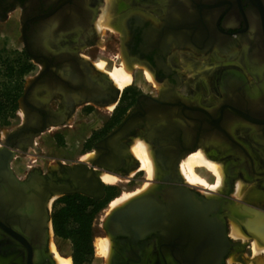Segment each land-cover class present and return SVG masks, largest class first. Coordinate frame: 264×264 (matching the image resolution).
<instances>
[{
  "label": "flooded vegetation",
  "instance_id": "af4514ba",
  "mask_svg": "<svg viewBox=\"0 0 264 264\" xmlns=\"http://www.w3.org/2000/svg\"><path fill=\"white\" fill-rule=\"evenodd\" d=\"M104 5L109 26L98 31ZM10 17L20 43L11 54L30 69L17 100L26 115L8 147L14 157L36 156L15 169L12 159L0 184V264H56L52 209L63 196L101 201L91 230L110 242L103 264H228L232 252L252 251L255 235L234 238L230 224L246 231L254 219L264 235L263 0H0V23ZM92 47L109 50L104 67L124 59L132 80L118 87ZM99 110L101 121L76 134ZM46 132L82 142L75 153L45 157L36 139ZM137 140L153 159L152 177L131 151ZM197 150L220 164L218 189L180 173ZM194 171L209 179L205 168Z\"/></svg>",
  "mask_w": 264,
  "mask_h": 264
},
{
  "label": "trees",
  "instance_id": "16d2710c",
  "mask_svg": "<svg viewBox=\"0 0 264 264\" xmlns=\"http://www.w3.org/2000/svg\"><path fill=\"white\" fill-rule=\"evenodd\" d=\"M24 57L12 56L0 48V124L9 125L18 110L24 75L29 71ZM101 206L99 200H82L75 196L58 198L52 209V225L57 237L70 241L73 264H88L94 254L92 219Z\"/></svg>",
  "mask_w": 264,
  "mask_h": 264
},
{
  "label": "rangeland",
  "instance_id": "374dc122",
  "mask_svg": "<svg viewBox=\"0 0 264 264\" xmlns=\"http://www.w3.org/2000/svg\"><path fill=\"white\" fill-rule=\"evenodd\" d=\"M104 6L102 7V11L100 12L98 19L101 18ZM107 17L108 16L106 13V18ZM108 22H109V20H108ZM16 34L17 33L15 31V20L12 17H10L6 22L0 23V47H5L9 51L15 49L16 47H20V43L16 39ZM100 46H107V44L106 43H100ZM88 53L90 54L91 59L93 61H98L99 59H100V61L101 60L105 61L106 59L104 57H107L109 50L102 51L97 47H92V48H90ZM119 62H121V64H117L115 62V63H112V65L107 66V67L105 65L104 69L110 71L114 67H119V66L124 65L128 69L129 72H132L135 70L133 68H129L128 64L124 61V59L120 60ZM144 71H148V70L145 69ZM140 79H141V76H139V80ZM131 80H132V78H131ZM101 115H104L103 110H99V111H97L96 114H92L90 116L85 117L84 121H82V126L79 127V130L76 134L85 132V125L88 122L95 123V124L99 123L101 121V118H102ZM22 118H23V111L20 108L16 111V114H15L13 120L11 121V123L9 125L4 126V125L0 124V145H3V146L5 145V143H4L5 133L14 130L15 127L21 122ZM49 134H50V132H46L45 134L41 135L40 138L36 139L37 145L41 146V154L40 155H43L45 157H48V156L54 157L57 155H62V154H66V153L69 154V153H73V152L75 153L78 150L79 143L82 142V140L80 138H77V136L75 134L70 135L69 138H67V139L66 138L64 139V137H63V140H61V138L58 137L59 139H57L56 141L51 139ZM65 140L67 141V143L64 142ZM35 156L36 155L30 149L24 150L22 152V156L19 155V152H16V156L12 158L13 161H12L11 165L14 167V169L17 168L16 164L17 165L24 164V166H25V164L28 163V160L31 159L32 157H35ZM215 162H217V161H215ZM198 166H201V165H198ZM201 167L205 168L203 166H201ZM203 180L206 181V184L209 183V187L212 190L218 189V186H216V184H217L216 178L211 172L209 175V179H203ZM206 184H204V185H206ZM220 185H221V183H220ZM212 186H213V188H212ZM214 186H216V187H214ZM231 224H230V229H231ZM53 237H55L57 239V243H55V245H56L55 251L59 255H61L62 257L70 258L71 263H72V258L70 256V253H71L70 241L67 239H64V238L56 237V236H54V234H53ZM95 238H96V235L94 236V233H93V244H95L94 241H96V239H98V238H96V239ZM93 248H94V255H93L92 260L88 264H103V260L100 256V253H98L97 249H95L96 248L95 245L93 246ZM230 255H231V258L228 259L229 260L228 264L231 262V260H234L236 262V263H232V264H247L248 262H249V264H252V262H250V260L254 259V257H252L253 251H248V250L232 252ZM258 256L261 257V259H259L258 264H264V253L258 254L255 258H257Z\"/></svg>",
  "mask_w": 264,
  "mask_h": 264
},
{
  "label": "bare ground",
  "instance_id": "6f19581e",
  "mask_svg": "<svg viewBox=\"0 0 264 264\" xmlns=\"http://www.w3.org/2000/svg\"><path fill=\"white\" fill-rule=\"evenodd\" d=\"M108 1L109 0H106V3H108ZM180 1L184 2L185 0H180ZM108 11H109V9H108ZM108 11H107V6H104L101 18L96 21V27H97L98 31L102 30V28L109 26L108 20L106 18V13H108ZM252 19L253 18L251 17L250 18V20H251L250 25L253 28L252 30L256 31L258 26H257L256 22L252 21ZM257 35L258 34L255 33V38ZM96 66L102 70H105L104 69V61H102V60L99 61L98 63H96ZM252 69L256 75H258L259 77L262 76V67L261 66L256 65L255 67H252ZM145 74H146L147 78L152 79V75L148 71H145ZM109 76L112 78L114 83L120 88L127 85L131 81V78H132L130 72L128 71V69L124 65L119 66V67H114L113 69H111L109 71ZM261 88H264V79L261 81ZM131 151L134 154V156L139 160L140 168H142L143 170L146 171V175L148 177H152L155 173L154 162H153L152 157L149 154L148 148L145 145V143L142 141H139V140L135 141V143L131 147ZM92 156H93V154L91 153V154H88L86 156V158L87 157L91 158ZM198 165L205 167L208 171H210L215 176L216 183H217L216 186L219 187L221 180H222V172H221L220 164L213 161V160L212 161L210 159L208 160L201 151H198L196 153H192L187 158H184L180 163L179 171L182 174L183 178L187 181V183L188 182H192V183L193 182H201V183L206 184V181L203 180L201 177H199L194 171V167L198 166ZM100 177L102 178L103 181H109V182L116 179L115 177H112L106 173H101ZM216 186H214V187H216ZM212 188H213V186H212ZM128 196H130V195L122 197L121 199H117V201H114L113 204H116V203L118 204L123 199H126ZM253 220L254 219H252V220L247 219V222H245V224L247 226L246 227L247 230L244 231L240 227H238L237 222L232 218L230 234L234 238L236 236L242 237V238H246V237L248 238V236H250V234L252 236L255 235V236H253L254 238H253V241L251 244L252 251H253L252 257H254V259L250 260V262H252V264H258L259 259H261V257H259V256L257 258H255V257L260 253H264V235H262V232L259 235L260 232L256 228L258 225H256L257 223L255 224L253 222ZM260 239H262V240H260ZM260 241H263V242L260 243ZM50 247L54 251L56 264H72L70 258L62 257L61 255H59L55 251L53 244H51ZM95 247H96L98 253L102 254L107 259L108 255H109V248H110V242H109L108 238L96 239ZM247 264H249V262Z\"/></svg>",
  "mask_w": 264,
  "mask_h": 264
},
{
  "label": "water",
  "instance_id": "95a60500",
  "mask_svg": "<svg viewBox=\"0 0 264 264\" xmlns=\"http://www.w3.org/2000/svg\"><path fill=\"white\" fill-rule=\"evenodd\" d=\"M32 88V84L31 82H28L26 83L25 85V89H24V94L22 96V98L20 99V102L23 104L24 101L27 99V96H28V93L30 92ZM21 110L23 111V114L24 116L26 115V111H25V108L24 106L21 107ZM128 120L129 119H126L124 121V123L122 125H120L115 131L111 132L110 134H108L107 136H105V138L102 140V142H106L107 140H109L115 133L117 132H120L121 130H123L124 128H126L128 126ZM20 129V127H18V130ZM13 132V130H12ZM11 131L10 132H7L6 133V139H5V142H6V146H2L0 148V184L2 183L3 179H4V176L5 174H10V161L12 160V158L14 157V154H15V151L12 150L11 148H9L8 146H11L10 145V142L7 141V136L9 137L12 133ZM96 151H98L99 147L96 145ZM92 162L94 161L95 162V158L91 160ZM1 186V185H0ZM82 192H85L83 190H81ZM211 232L208 233L204 239H205V243L207 245H209L210 247H212V244L214 242V235H215V228L212 227ZM222 238L225 239V236L223 235ZM212 249V248H210Z\"/></svg>",
  "mask_w": 264,
  "mask_h": 264
},
{
  "label": "crops",
  "instance_id": "0c3cea01",
  "mask_svg": "<svg viewBox=\"0 0 264 264\" xmlns=\"http://www.w3.org/2000/svg\"><path fill=\"white\" fill-rule=\"evenodd\" d=\"M5 137H6V133H5L4 139H5ZM2 146H3V145H0V148H1Z\"/></svg>",
  "mask_w": 264,
  "mask_h": 264
}]
</instances>
